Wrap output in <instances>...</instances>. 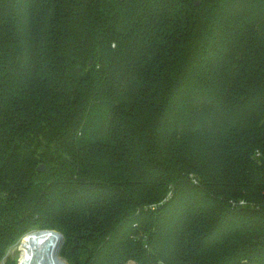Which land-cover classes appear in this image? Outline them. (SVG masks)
<instances>
[{"label":"trees","instance_id":"1","mask_svg":"<svg viewBox=\"0 0 264 264\" xmlns=\"http://www.w3.org/2000/svg\"><path fill=\"white\" fill-rule=\"evenodd\" d=\"M46 228L68 264H264V0H0V260Z\"/></svg>","mask_w":264,"mask_h":264},{"label":"bare ground","instance_id":"2","mask_svg":"<svg viewBox=\"0 0 264 264\" xmlns=\"http://www.w3.org/2000/svg\"><path fill=\"white\" fill-rule=\"evenodd\" d=\"M62 236L53 230H40L31 239L22 264H66L59 256Z\"/></svg>","mask_w":264,"mask_h":264},{"label":"rangeland","instance_id":"3","mask_svg":"<svg viewBox=\"0 0 264 264\" xmlns=\"http://www.w3.org/2000/svg\"><path fill=\"white\" fill-rule=\"evenodd\" d=\"M30 232H32V230L25 233L15 244L10 246L6 257H4V259L0 260V264H9V263L10 264H22V261H23L22 253H23L24 248H25V240L28 237V234ZM60 248H61V246H60ZM27 251H28V247H27ZM61 259H63L64 261L67 262V260L64 259L62 256H61ZM66 264H68V262Z\"/></svg>","mask_w":264,"mask_h":264},{"label":"water","instance_id":"4","mask_svg":"<svg viewBox=\"0 0 264 264\" xmlns=\"http://www.w3.org/2000/svg\"><path fill=\"white\" fill-rule=\"evenodd\" d=\"M37 169H38L39 171H45V170L47 169V165L44 164V163H41V164L37 167ZM63 239H64V235L62 234V242H63ZM59 256H60V250H59ZM60 257H61V256H60Z\"/></svg>","mask_w":264,"mask_h":264},{"label":"built area","instance_id":"5","mask_svg":"<svg viewBox=\"0 0 264 264\" xmlns=\"http://www.w3.org/2000/svg\"><path fill=\"white\" fill-rule=\"evenodd\" d=\"M35 230H53V231H57L61 234L62 236V233L59 231V230H56V229H49V228H46V229H35ZM33 231V230H32ZM66 262V261H65ZM67 263V262H66Z\"/></svg>","mask_w":264,"mask_h":264},{"label":"crops","instance_id":"6","mask_svg":"<svg viewBox=\"0 0 264 264\" xmlns=\"http://www.w3.org/2000/svg\"><path fill=\"white\" fill-rule=\"evenodd\" d=\"M125 264H138L137 262H135L134 260H129L128 262H126Z\"/></svg>","mask_w":264,"mask_h":264}]
</instances>
